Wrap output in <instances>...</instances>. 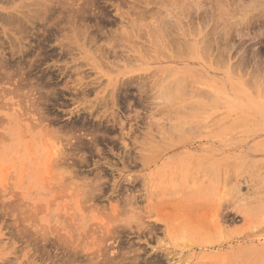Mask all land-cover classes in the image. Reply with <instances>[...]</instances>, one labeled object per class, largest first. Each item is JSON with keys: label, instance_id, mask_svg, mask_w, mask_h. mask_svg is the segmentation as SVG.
Returning <instances> with one entry per match:
<instances>
[{"label": "rangeland", "instance_id": "1", "mask_svg": "<svg viewBox=\"0 0 264 264\" xmlns=\"http://www.w3.org/2000/svg\"><path fill=\"white\" fill-rule=\"evenodd\" d=\"M173 1L0 0V264H264V0Z\"/></svg>", "mask_w": 264, "mask_h": 264}, {"label": "bare ground", "instance_id": "2", "mask_svg": "<svg viewBox=\"0 0 264 264\" xmlns=\"http://www.w3.org/2000/svg\"><path fill=\"white\" fill-rule=\"evenodd\" d=\"M71 1H72V0H71ZM82 1H83V0H82ZM158 1H159V0H158ZM163 1H164V0H163ZM170 1H171V0H170ZM174 1H175V0H174ZM174 1H173V2H174ZM182 1H183V0H182ZM216 1H217V0H216ZM222 1H223V0H222ZM167 2H168V0H167ZM178 2H179V1H178ZM180 2H181V1H180ZM199 2H200V1H199ZM208 2H209V1H208ZM70 3H72V2H70ZM77 3H78V2H77ZM185 3H186V2H185ZM188 3H190V1H189ZM193 3H194V2H193ZM201 3H202V2H201ZM38 4H40V3H38ZM41 4H42V3H41ZM87 4H88V3H87ZM146 4H147V3H146ZM159 4H160V3H159ZM177 4H178V3H177ZM180 4H181V3H180ZM217 4H218V3H217ZM43 5H46V4L43 3ZM68 5H69V4H68ZM79 5H80V4H79ZM188 5H190V4H188ZM199 5H200V4H199ZM218 5H219V4H218ZM221 5H222V2H221ZM73 6H74V5H73ZM86 6H87V5H86ZM166 6H167V5H166ZM168 6H169V5H168ZM175 6H176V5H175ZM177 6H178V5H177ZM193 6H194V5H193ZM213 6H214V5H213ZM239 6H240V4H239ZM65 7H66V6H65ZM138 7H139V6H138ZM172 7H173V6H172ZM179 7H180V6H179ZM181 7H182V6H181ZM187 7H188V6H187ZM222 7H223V6H222ZM235 7H236V6H235ZM132 8H133V7H132ZM185 8H186V7H185ZM243 8H244V7H243ZM86 9H87V8H86ZM136 9H137V7H136ZM136 9H135V10H136ZM139 9H140V8H139ZM173 9H175V8L173 7ZM181 9H183V7H182ZM187 9H188V8H187ZM219 9H220V8H219ZM221 9H222V8H221ZM47 10H48V9H47ZM49 10H50V9H49ZM60 10H61V9H60ZM68 10H69V9H68ZM68 10H67V11H68ZM82 10H83V9H82ZM101 10H102V9H101ZM147 10H148V9H147ZM160 10H161V9H160ZM195 10H196V9H195ZM89 11H90V10H89ZM153 11H154V9H153ZM161 11H162V10H161ZM191 11H192V10H191ZM191 11H190V12H191ZM223 11H224V10H223ZM234 11H235V10H234ZM87 12H88V10H87ZM140 12H141V11H140ZM175 12H176V11H175ZM175 12H174V13H175ZM177 12H178V11H177ZM183 12H184V11H183ZM41 13H42V12H41ZM94 13H95V12H94ZM205 13H207V12L205 11ZM205 13H204V14H205ZM217 13H218V11H217ZM236 13H237V12H236ZM70 14H71V13H70ZM95 14H96V13H95ZM124 14H125V13H124ZM141 14H142V13H141ZM141 14H140V15H141ZM148 14H149V13H148ZM155 14H156V13H155ZM158 14H159V12H158ZM176 14H177V13H176ZM176 14H175V15H176ZM180 14H181V13H180ZM180 14H178V15H180ZM184 14H185V13H184ZM74 15H75V14H74ZM86 15H87V14H86ZM101 15H102V14H101ZM151 15H152V14H151ZM156 15H157V14H156ZM159 15H160V14H159ZM178 15H177V16H178ZM213 15H214V14H213ZM233 15H234V14H233ZM239 15H240V14H239ZM82 16H83V15H82ZM157 16H158V15H157ZM189 16H190V15H189ZM205 16H206V15H205ZM228 16H229V15H228ZM93 17H94V15H93ZM95 17H96V16H95ZM139 17H140V16H139ZM159 17H160V16H159ZM181 17H182V16H181ZM11 18H12V17H11ZM103 18H104V17H103ZM140 18H141V17H140ZM163 18H164V17H163ZM169 18H170V17H169ZM171 18H172V17H171ZM186 18H187V17H186ZM230 18H231V17H230ZM144 19H146V18H144ZM148 19H149V18H148ZM148 19H147V20H148ZM156 19H157V18H156ZM161 19H162V17H161ZM164 19H165V18H164ZM203 19H204V18H203ZM206 19H207V18H206ZM209 19H210V18H209ZM209 19H208V21H209ZM222 19H223V18H222ZM79 20H80V19H79ZM122 20H123V19H122ZM136 20H137V19H136ZM147 20H146V22H147ZM151 20H152V19H151ZM239 20H240V19H239ZM68 21H69V20H68ZM80 21H81V20H80ZM89 21H90V20H89ZM138 21H139V20H138ZM141 21H142V20H141ZM161 21H162V20H161ZM171 21H172V20H169V23H170ZM233 21H234V20H233ZM64 22H65V21H64ZM69 22H70V21H69ZM152 22H153V21H152ZM154 22H155V21H154ZM199 22H200V21H199ZM73 23H74V22H73ZM133 23H134V22H133ZM136 23H137V22H136ZM142 23H143V22H142ZM147 23H148V22H147ZM172 23H175V21H173ZM230 23H231V22H230ZM235 23H237V22H235ZM34 24H35V23H34ZM66 24H67V23H66ZM86 24H87V23H86ZM195 24H196V23H195ZM216 24H217V23H216ZM218 24H219V23H218ZM226 24H227V23H226ZM238 24H240V23H238ZM245 24H246V22H245ZM77 25H78V24H77ZM127 25H128V24H127ZM148 25H149V23H148ZM173 25H174V24H173ZM26 26H27V25H26ZM135 26H136V25H135ZM153 26H154V25H153ZM170 26H171V25H170ZM186 26H187V25H186ZM216 26H217V25H216ZM42 27H43V26H42ZM47 27H48V26H47ZM55 27H57V26H55ZM140 27H141V26H140ZM140 27H138V28L140 29ZM142 27H143V26H142ZM172 27H173V26H172ZM196 27H197V26H196ZM200 27H201V26H200ZM232 27H233V26H232ZM234 27H235V25H234ZM40 28H41V27H40ZM83 28H85V27H83ZM150 28H152V27H150ZM157 28H158V27H157ZM162 28H163V27H162ZM209 28H210V27H209ZM225 28H226V26H225ZM29 29H30V28H29ZM69 29H70V28H69ZM129 29H130V28H129ZM152 29H153V28H152ZM152 29H151V30H152ZM175 29H176V28H175ZM39 30H40V29H39ZM70 30H71V29H70ZM123 30H124V29H123ZM156 30H158V29H156ZM156 30H155V31H156ZM167 30H168V29H167ZM208 30H209V29H208ZM222 30H224V29H222ZM234 30H236V29L234 28ZM89 31H90V30H89ZM129 31H130V30H129ZM143 31H144V30H143ZM163 31H164V30H163ZM165 31H166V30H165ZM168 31H169V30H168ZM171 31H173V30H171ZM191 31H192V30H191ZM59 32H60V31H59ZM67 32H68V29H67ZM127 32H128V31H127ZM186 32H187V31H186ZM210 32H211V31H210ZM20 33H21V32H20ZM122 33H123V32H122ZM138 33H139V32H138ZM141 33H142V32H141ZM226 33H227V32H226ZM230 33H231V32H230ZM241 33H242V32H241ZM69 34H70V33H69ZM69 34H68V35H69ZM88 34H89V33H88ZM90 34H91V33H90ZM127 34H129V33H126V37H127ZM131 34H132V33H131ZM150 34H151V33H150ZM187 34H188V32H187ZM227 34H228V33H227ZM33 35H34V34H33ZM33 35H32V36H33ZM45 35H46V34H45ZM58 35H59V34H58ZM70 35H71V34H70ZM79 35H80V34H79ZM153 35H154V34H153ZM164 35H165V34H164ZM169 35H170V34H169ZM225 35H226V34H225ZM228 35H229V34H228ZM230 35H231V34H230ZM72 36H73V35H72ZM94 36H95V35H94ZM128 36H130V35H128ZM143 36H144V35H143ZM149 36H150V35H149ZM166 36H168V35H166ZM33 37H34V36H33ZM124 37H125V36H124ZM124 37H123V38H124ZM219 37H220V36H219ZM24 38H25V37H24ZM130 38H131V37H130ZM168 38H169V37H168ZM216 38H217V37H216ZM47 39H48V38H47ZM67 39H68V38H67ZM147 39H148V38H147ZM211 39H212V38H211ZM222 39H223V38H222ZM228 39H229V38H228ZM155 40H156V39H155ZM207 40H208V39H207ZM209 40H210V39H209ZM0 41H1V40H0ZM27 41H28V40H27ZM128 41H129V40H128ZM132 41H134V40H132ZM166 42H168V41H166ZM220 42H222V41H220ZM13 43H14V42H13ZM37 43H38V42H37ZM204 43H205V42H204ZM204 43H203V44H204ZM225 43H226V42H225ZM24 44H25V43H24ZM24 44H22V45H24ZM221 44H222V43H221ZM2 45H3V44H2ZM168 45H169V44H168ZM176 45H177V44H176ZM207 45H208V44H207ZM207 45H206V46H207ZM38 46H39V45H38ZM159 46H160V45H159ZM178 46H179V45H178ZM210 46H211V45H210ZM157 47H158V46H157ZM179 47H181V46H179ZM221 47H222V46H221ZM221 47H220V48H221ZM38 48H39V47H38ZM167 48H169V47H167ZM175 48H177V47L175 46ZM181 48H182V47H181ZM183 48H185V47H183ZM207 48H208V46H207ZM220 48H219V49H220ZM179 49H180V48H179ZM205 49H206V48H205ZM210 49H211V48H210ZM35 50H36V49H35ZM208 50H209V49H208ZM225 52H226V51H225ZM217 53H218V52H217ZM220 53H221V51H220ZM5 55H7V54H5ZM35 55H36V54H35ZM14 56H15V55H14ZM14 56H13V57H14ZM31 56H32V55H31ZM27 57H28V56H27ZM29 57H30V56H29ZM33 57H34V56H33ZM168 57H169V56H168ZM217 57H218V56H217ZM2 58H3V57H2ZM3 59H4V58H3ZM28 59H29V58H28ZM28 59H27V60H28ZM40 59H41V58H40ZM34 61H35V60H34ZM218 61H219V60H218ZM3 63H4V62H3ZM6 63H7V62H6ZM0 65H1V64H0ZM14 65H15V64H14ZM16 65H17V63H16ZM23 65H24V64H23ZM41 65H42V64H41ZM1 66H2V65H1ZM32 67H33V66H32ZM3 69H4V68H3ZM14 69H15V68H14ZM23 69H24V68H23ZM23 69H21V71H22ZM4 70H5V69H4ZM17 70H19V68H18ZM34 70H35V69H34ZM2 71H3V70H2ZM7 72H8V71H7ZM5 73H6V72H4V74H5ZM9 73H11V72H9ZM6 74H7V73H6ZM20 74H21V73H20ZM9 75H10V74H9ZM35 75H36V74H35ZM40 75H41V74H40ZM49 75H51V74H49ZM4 76H6V75H4ZM7 76H8V75H7ZM37 76H38V75H37ZM166 76H167V75H166ZM168 76H171V75H168ZM255 76H256V74H255ZM50 77H51V76H50ZM4 78H5V77H4ZM18 78H19V77H18ZM48 78H49V77H48ZM253 78L255 79V77H253ZM30 79H31V78H30ZM46 79H47V78H46ZM37 80H38V79H37ZM32 81H33V80H32ZM181 81H182V80H181ZM24 82H25V81H24ZM21 83H22V82H21ZM27 83H28V82H27ZM187 83H188V82H187ZM29 84H30V83H29ZM31 84H32V83H31ZM36 84H37V83H36ZM39 84H40V83H39ZM42 84H43V83H42ZM177 84H178V83H177ZM184 84H185V83H184ZM40 85H41V84H40ZM51 85H52V84H51ZM57 85H58V84H57ZM80 85H81V84H80ZM89 85H90V84H89ZM38 86H39V85H38ZM23 87H24V85H22V88H23ZM29 87H30V86H29ZM36 87H37V86H36ZM19 88H20V86H19ZM41 88H42V87H41ZM50 88H51V87H50ZM23 89H24V88H23ZM23 89H22V90H23ZM26 89H27V88H26ZM33 89H34V88H33ZM35 89H36V88H35ZM38 89H40V88H38ZM83 90H84V89H83ZM83 90H82V92H83ZM177 90H178V88H177ZM177 90H176V92H177ZM179 90H180V89H179ZM183 90H184V88H183ZM185 90H186V89H185ZM37 91H38V90H37ZM85 91H86V90H85ZM119 92H120V91H119ZM165 92H166V91H165ZM165 92H164V93H165ZM26 93H27V92H26ZM108 93H109V92H108ZM167 93H169V92H167ZM167 93H166V94H167ZM181 93H182V92H181ZM29 95H30V93H29ZM84 95H85V94H84ZM164 95H165V94H164ZM164 95H161V96H164ZM22 96H23V95H22ZM27 96H28V95H27ZM31 96H32V95H31ZM31 96H30V97H31ZM34 96H35V95H34ZM114 96H115V95H114ZM159 96H160V95H159ZM174 96H175V95H174ZM30 97L28 98V100H29V99H32V97H31V98H30ZM104 97H105V96H104ZM175 97H176V96H175ZM35 98H36V97H35ZM47 98H48V97H47ZM100 99H101V98H100ZM162 99H164V98H162ZM178 99H180V98L178 97ZM35 101H36V100H35ZM46 101H47V100H46ZM98 101H99V100H98ZM106 101H107V100H106ZM106 101H105V102H106ZM164 101H165V100H164ZM40 102H41V100H40ZM105 102H104V103H105ZM30 103H31V102H30ZM30 103H29V104H30ZM32 103H33V102H32ZM29 104H28V105H29ZM34 104H35V103H34ZM37 105H38V104H37ZM96 105H97V104H96ZM198 105H199V104H198ZM43 106H44V105H43ZM100 106H101V105H100ZM107 106H108V105H107ZM31 107H32V106H31ZM89 107H90V106H89ZM102 107H103V106H102ZM166 107H167V106H166ZM176 107H177V106H176ZM33 108H34V107H33ZM86 108H87V107H86ZM107 108H108V107H107ZM107 108H106V109H107ZM182 108H183V107H182ZM189 108H190V107H189ZM204 108H205V107H204ZM40 109H41V108H40ZM108 109H109V108H108ZM171 109H172V108H171ZM173 109H174V108H173ZM180 109H181V108H180ZM186 109H187V108H186ZM186 109H185V110H186ZM25 110H26V109H25ZM42 110H43V109H42ZM201 110H202V109H201ZM28 111H29V109H28ZM37 111H38V110H37ZM199 111H200V110H199ZM24 112H26V111H24ZM29 112H30V111H29ZM38 112H39V111H38ZM99 112H101V111L99 110ZM116 112H117V111H116ZM36 113H37V112H36ZM30 114H31V113H30ZM38 114H39V113H38ZM41 114H42V112H41ZM114 114H115V112H114ZM31 115H32V114H31ZM36 117H37V116H36ZM114 117H115V116H114ZM34 118H35V117H34ZM35 119H37V118H35ZM44 119H45V118H44ZM50 119H51V118H50ZM39 120H41V119H39ZM149 121H150V120H149ZM42 122H43V121H42ZM36 123H37V122H36ZM122 123H123V122H122ZM82 124H83V123H82ZM182 124H183V123H182ZM121 125H123V124H121ZM176 125H177V124H176ZM195 125H196V124H195ZM74 126H75V125H74ZM85 126H86V125H85ZM171 126H172V125H171ZM180 126H181V125H180ZM83 127H84V126H83ZM198 127H199V126H198ZM173 128H174V127H173ZM183 128H184V127H183ZM195 128H196V127H195ZM162 129H163V128H162ZM176 129H177V128H176ZM170 130H171V129L169 128L168 131H170ZM84 131H85V130H84ZM87 131H88V130H87ZM90 131H91V130H90ZM106 131H107V130H106ZM95 133H96V132H95ZM95 133H94V134H95ZM170 133H171V132H170ZM172 133H173V131H172ZM86 134H87V133H86ZM88 134H89V133H88ZM174 134H176V133H174ZM73 135H74V134H73ZM92 135H93V134H92ZM171 135H172V134H171ZM107 136H108V135H107ZM176 136H177V135H176ZM179 136H180V135H179ZM65 137H66V136H65ZM126 146H127V144H126ZM67 155H68V154H67ZM71 155H72V154H71ZM73 155H75V154H73ZM73 155H72V157H73ZM147 158L149 159V157H147ZM63 159H64V158H63ZM144 159H146V157H145ZM66 161H67V160H66ZM151 161H153V160H151ZM62 164H63V163H62ZM67 164H68V163H67ZM64 166H65V165L63 164V167H64ZM66 168H67V166H66ZM66 168H65V169H66ZM70 168H71V167H70ZM75 168H76V167H75ZM72 169H73V168H72ZM75 170H76V169H75ZM66 171H67V170H66ZM64 173H65V171H64ZM71 173H72V171L70 170V173L68 172L67 175H70ZM78 173H79V172H78ZM71 175H72V174H71ZM73 175H74V174H73ZM99 175H100V174H99ZM99 175H98V176H99ZM78 176H79V175H78ZM72 177H73V176H72ZM82 177H84V176H82ZM99 177H101V176H99ZM73 178H74V177H73ZM73 178H72V179H73ZM97 178H98V177H97ZM88 179H89V178H88ZM81 180H82V179H81ZM81 180H79V181H81ZM102 180H103V179H102ZM70 181H71V180H70ZM74 181H75V180H74ZM82 181H83V180H82ZM88 181H89V180H88ZM95 181H96V180H95ZM71 182H72V181H71ZM89 182H90V181H89ZM97 182H98V181H97ZM99 182H100V180H99ZM99 182H98V183H99ZM101 182H102V181H101ZM78 183H79V182H78ZM80 183H81V182H80ZM83 183H84V182H83ZM83 183H81V184H83ZM85 184H86V183H85ZM101 185H102V184H101ZM79 186H83V185H79ZM88 186H89V185H88ZM77 187H78V186H77ZM86 187H87V186H86ZM90 187H91V186H90ZM100 187H101V186H100ZM81 188H83V187H81ZM81 188H80V189H81ZM75 189H76V188H75ZM78 189H79V188H78ZM89 189H90V188H89ZM92 189H93V188H92ZM76 190H77V189H76ZM82 190H83V189H82ZM83 191H84V190H83ZM85 191H86V190H85ZM94 191H95V189H94ZM101 191H102V190H101ZM83 193H84V192H83ZM92 193H93V192H92ZM78 195H79V194H78ZM89 195H90V192H89ZM93 195H94V194H93ZM127 195H128V194H127ZM127 195H126V196H127ZM81 196H83V195H81ZM95 196H96V195H95ZM128 196H129V195H128ZM131 198H133V197L131 196ZM131 198H130V199H131ZM134 198H135V197H134ZM128 199H129V198H127V200H128ZM130 199H129V203H130V204H132V203L135 204L134 201H133V202H130V201H131ZM127 200H126V201H127ZM124 202H125V201H124ZM125 203H126V202H125ZM130 204L126 203L127 206H128V205L130 206ZM130 207H131V206H130ZM131 208H132V207H131ZM123 209H124V208H123ZM133 209H134V208H133ZM135 209H136V208H135ZM129 210H130V209H129ZM121 211H122V210H121ZM125 211H126V210H125ZM130 211H131V210H130ZM135 211H136V210H135ZM136 212H137V211H136ZM136 212L133 211V213H136ZM123 213H124V212H123ZM131 213H132V211H131ZM131 213H130V214H131ZM114 214H115V213H114ZM120 215H121V214H120ZM132 215H133V214H132ZM133 217H134V216H133ZM135 217H136V215H135ZM136 219H138V217H137ZM109 230H110V229H109ZM108 232H109V231H108ZM59 239H60V238H59ZM80 239H81V238H80ZM62 240H63V242H64L65 239H62ZM74 240H76V239H74ZM76 252H77V250H76ZM73 254L75 255L76 253H73ZM77 254H79V252H78ZM113 258H114V257H112V259H113ZM112 259H111V260H112ZM114 260H115V258H114ZM114 262H115V261H114Z\"/></svg>", "mask_w": 264, "mask_h": 264}]
</instances>
